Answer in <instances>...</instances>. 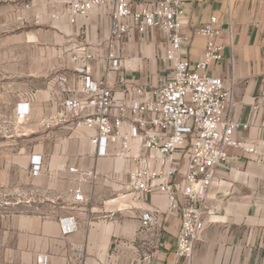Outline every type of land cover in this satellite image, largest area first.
<instances>
[{"label": "crops", "instance_id": "0c3cea01", "mask_svg": "<svg viewBox=\"0 0 264 264\" xmlns=\"http://www.w3.org/2000/svg\"><path fill=\"white\" fill-rule=\"evenodd\" d=\"M132 1L138 7L142 0ZM187 2L183 30L191 40L183 55L192 63L203 58L206 40L196 29L216 16L222 28L224 58L208 73L221 77L226 88L234 86L232 118L249 125L236 129L234 139L255 148L248 152L228 147L229 160L216 169V181L205 203L209 220L192 258L176 253L181 214L167 211L164 194L155 191L140 203L134 201V193L126 188L131 161L97 158L90 144L93 130L72 123H49L62 100L78 95L82 86L78 64L72 61L74 54L93 53L87 74L96 81L109 80L119 89L120 78L129 75L149 89L172 75L171 65L163 62L169 48L167 34L151 28L141 35L133 28L112 48L108 8L95 6L72 24L65 0H29L31 11L40 13L47 27L53 28L58 48L53 49L56 74L46 75L40 89L21 99L30 103L24 121L33 142L24 156L27 213L7 216L3 224L7 251L12 254L9 264H37L41 254L49 256V264H145V256H149V264H264V0ZM111 52L131 59L137 71H109ZM59 76H66L74 91L58 93ZM132 151H136L135 142ZM33 155L42 156L43 170L38 176L31 174ZM83 172L97 177L82 180ZM78 188L82 201L75 199ZM153 210L161 222L145 229L141 214ZM69 215L76 218L78 226L65 235L59 220Z\"/></svg>", "mask_w": 264, "mask_h": 264}, {"label": "built area", "instance_id": "2783aa9c", "mask_svg": "<svg viewBox=\"0 0 264 264\" xmlns=\"http://www.w3.org/2000/svg\"><path fill=\"white\" fill-rule=\"evenodd\" d=\"M71 23L86 16L95 6L108 8L111 20L110 46L124 38L133 28L141 35L151 28H159L169 38V48L163 57L171 65V77L147 89L136 84L129 75L120 78L116 89L109 80H94L87 74L94 55L92 52L74 54L76 71L82 79L78 95L61 102V108L49 119L50 124L72 123L76 128L93 130L90 144L97 158L129 160L133 167L126 188L134 193V201L158 191L167 197V211H180L181 225L176 253L190 259L196 241L203 234L206 217L205 203L216 181V169L228 160V147L255 152L234 139V131L247 129L232 118L234 86L226 88L221 77L209 74L210 67L224 58L225 45L220 42L221 25L216 16L200 25L197 34L205 38L203 58L195 63L183 55L190 42L183 30L188 14L187 0H142L138 7L132 0H65ZM109 71H137L131 59L109 54ZM233 63V60H232ZM66 76H59L58 93H69ZM132 95L135 97L130 98ZM30 114V103L20 102L17 118L25 120ZM132 142L136 151H132ZM43 170L41 155H33L31 174L38 176ZM75 172L76 169L71 168ZM182 178L177 181L180 171ZM82 180L96 174L83 172ZM75 199L84 200L81 189L75 190ZM145 229L160 224L157 211L141 214ZM63 234L77 230L74 216L59 220ZM149 264V256H145ZM48 255L37 256V264H49Z\"/></svg>", "mask_w": 264, "mask_h": 264}, {"label": "rangeland", "instance_id": "374dc122", "mask_svg": "<svg viewBox=\"0 0 264 264\" xmlns=\"http://www.w3.org/2000/svg\"><path fill=\"white\" fill-rule=\"evenodd\" d=\"M28 3L0 0V264H9L12 255L3 228L7 216L27 213L24 156L33 141L16 113L22 98L40 89L46 75L56 74L53 28Z\"/></svg>", "mask_w": 264, "mask_h": 264}]
</instances>
